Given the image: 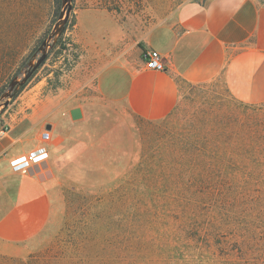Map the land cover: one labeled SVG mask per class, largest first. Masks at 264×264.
Instances as JSON below:
<instances>
[{
    "label": "rangeland",
    "instance_id": "374dc122",
    "mask_svg": "<svg viewBox=\"0 0 264 264\" xmlns=\"http://www.w3.org/2000/svg\"><path fill=\"white\" fill-rule=\"evenodd\" d=\"M185 1L188 0H0V132H4L0 137L8 133L9 120L17 116L16 112L39 106L43 97L51 98L55 93L64 97L78 90L73 101L74 105L82 106L83 117L76 123L65 124L63 132L89 145L83 157L90 162L87 159L85 163H77L82 157L58 174L60 184L51 194V212L45 231L20 246L0 245V264H81L85 254L95 256L93 245L96 241L101 244L106 238L104 215L99 214H103L99 211L101 202L81 199L88 196L86 190L92 181L98 180L92 167L107 172L117 170L118 167L114 168L119 162L123 170L143 150L155 162L164 163L165 167L157 172L183 173L185 167L181 161L186 154L182 146L192 143L199 146L205 135L202 132L208 133L215 127H220L217 132L221 136L232 133L234 144L264 145V103L236 102L219 81L182 86L177 107L169 118L146 126L139 125L121 106L105 105L96 96L94 77L99 70L95 65L99 52L82 50L81 59L70 68L77 54L73 41L79 33L72 25L86 10L135 12L143 22H151L160 9L164 11L166 6L167 10H174ZM69 5L71 11L67 16ZM61 46L65 51L59 55ZM42 56L43 62L34 68ZM168 150H176L169 153L178 166L172 164ZM107 158L114 162V168L112 162L105 163ZM255 158L264 161V152ZM170 165L174 168L169 169ZM244 173L260 174L251 169ZM16 183V176L0 164V215L12 204ZM259 188L264 191V187ZM79 190L82 195L77 194ZM232 262L222 257L176 260V264ZM248 264H264V261L252 256Z\"/></svg>",
    "mask_w": 264,
    "mask_h": 264
},
{
    "label": "crops",
    "instance_id": "0c3cea01",
    "mask_svg": "<svg viewBox=\"0 0 264 264\" xmlns=\"http://www.w3.org/2000/svg\"><path fill=\"white\" fill-rule=\"evenodd\" d=\"M139 15L86 10L74 25L79 59L82 50L99 52L94 91L105 105L157 122L174 112L182 86L215 81L236 102L264 103V1L188 0L174 10L165 6L151 22ZM150 50L161 56L163 71L145 69L144 54ZM77 93H55L16 112L0 137V164L17 178L13 202L0 215V245L20 246L45 230L58 174L88 151L85 141L63 132L65 124L83 117L82 106L74 105ZM43 132L50 135L44 145L48 160L26 174L12 172L9 162L42 146Z\"/></svg>",
    "mask_w": 264,
    "mask_h": 264
},
{
    "label": "trees",
    "instance_id": "16d2710c",
    "mask_svg": "<svg viewBox=\"0 0 264 264\" xmlns=\"http://www.w3.org/2000/svg\"><path fill=\"white\" fill-rule=\"evenodd\" d=\"M73 46L77 54L71 69L80 58L78 47ZM64 51L61 46L57 53ZM168 118L134 119L150 126ZM219 128L203 131L199 146H182L183 173L157 172L164 163L155 162L143 150L123 170L108 158L105 163L112 162L117 170L103 172L91 166L98 180L92 181L88 196L81 199L101 202L106 238L101 244L95 242V256L85 254L81 264H176L181 257H222L232 264H248L256 256L264 261V191L259 188L264 187V161L255 158L264 152V145L234 144L232 133L221 136ZM169 152L176 150H168V155L178 166ZM250 169L261 175H245ZM236 170L243 173H232ZM77 194L82 195L80 190Z\"/></svg>",
    "mask_w": 264,
    "mask_h": 264
},
{
    "label": "built area",
    "instance_id": "2783aa9c",
    "mask_svg": "<svg viewBox=\"0 0 264 264\" xmlns=\"http://www.w3.org/2000/svg\"><path fill=\"white\" fill-rule=\"evenodd\" d=\"M144 66L146 70L161 72L164 70V64L161 56L156 51H147L144 54ZM4 134L3 131L0 135ZM42 146L31 151L23 156L15 158L9 162V167L14 173L26 174L28 170L34 166L44 163L48 160L49 154L44 145L50 141L48 132H43L41 135Z\"/></svg>",
    "mask_w": 264,
    "mask_h": 264
},
{
    "label": "water",
    "instance_id": "95a60500",
    "mask_svg": "<svg viewBox=\"0 0 264 264\" xmlns=\"http://www.w3.org/2000/svg\"><path fill=\"white\" fill-rule=\"evenodd\" d=\"M70 11H71V6L69 5L68 8H67V11H66V15L67 16L69 15ZM43 60H44V56L39 58V60L37 61L36 65L34 66V68H38L40 66V64L43 62Z\"/></svg>",
    "mask_w": 264,
    "mask_h": 264
}]
</instances>
